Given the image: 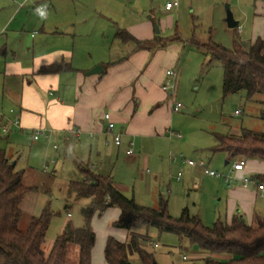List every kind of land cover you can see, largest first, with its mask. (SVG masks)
I'll list each match as a JSON object with an SVG mask.
<instances>
[{
  "label": "crops",
  "instance_id": "obj_1",
  "mask_svg": "<svg viewBox=\"0 0 264 264\" xmlns=\"http://www.w3.org/2000/svg\"><path fill=\"white\" fill-rule=\"evenodd\" d=\"M181 1L178 0V4L172 8L164 4L163 9H160L161 14L167 13L170 16L174 13L178 17ZM111 2L96 0V5L102 9L100 17H88L93 4L89 3V8L82 0H0V113L9 117L16 115L19 119V125L11 126L10 131L3 136L6 140H19L25 134L31 139L30 132L34 129L48 130V138L36 140L38 149L45 150L53 144L57 145V148L52 147L50 153L44 155L47 160L43 165L49 163L50 159H56V162L54 160L51 163L54 164L52 169L46 172H54L57 161L61 159L74 164L78 175L70 179L80 178L79 165L87 163L90 169L108 175L114 186L121 190V182L113 181L114 175L110 174L112 171L106 172L108 170L105 165L115 154H125L129 140L134 142V153L125 155L134 158L143 156L144 166L157 167L160 164L157 156L165 154L161 146L166 141L168 143V139L171 144L182 139V135L167 136V130L173 125V111H178L174 109L172 94L175 96L174 91L180 80L181 63L175 59V45L171 52L167 47H136L130 40L121 41L116 38L115 33L119 29L127 31L138 40H153L159 35L151 22L139 18L152 17V14L144 16L140 13L137 4H141V0H131L125 4L123 11L118 14L121 20L117 21L112 17ZM35 3L46 5L41 11L43 16L41 12L34 11ZM32 10L38 17L27 15ZM255 11L259 17H253L252 20L251 42L258 36H264V0L256 1ZM30 25L32 30L38 29L39 32L33 34L30 30L27 42L23 33L25 26ZM240 30L243 32V28ZM238 40L246 45L239 36ZM112 52L119 53V56L111 59L109 55ZM60 60L69 63L71 69L57 73L38 72L41 66ZM96 65H101L102 71L88 73ZM170 68L175 71L172 94L161 88L165 70ZM9 109L13 111L9 112ZM105 112L109 113L114 123L110 131L103 119ZM76 129L78 133H74ZM242 129L246 128H241L236 134H227L239 135ZM118 137L120 142L117 144ZM216 143L215 138V143L208 150ZM4 150L16 165L17 159L13 158L12 148ZM220 152L225 154L224 164L230 166V161L235 157L225 151ZM159 158L162 160L161 156ZM168 160L172 162L169 154ZM129 165L134 167L132 161ZM29 169L33 170V167L29 166ZM22 170L24 175L25 169ZM238 174L253 177L255 174H264V161L246 158L245 167ZM36 178L40 181L44 179L41 175ZM55 178L56 175H53L47 179L56 182ZM68 181L60 183L65 191ZM37 183L29 186H35V191ZM221 199L224 200L226 223L236 213L242 215L247 223L252 222L256 213L264 215L260 206L264 192L260 194L253 186L244 187L238 181L221 190ZM108 210L113 212L114 218L118 217V207H107L102 212ZM93 217L90 221L92 229ZM107 236L108 230L101 237L95 234L91 264H107L103 254ZM113 237L119 241L123 239L114 233ZM74 253L78 260V246ZM196 253L201 254L199 258L206 254L199 249Z\"/></svg>",
  "mask_w": 264,
  "mask_h": 264
},
{
  "label": "rangeland",
  "instance_id": "obj_2",
  "mask_svg": "<svg viewBox=\"0 0 264 264\" xmlns=\"http://www.w3.org/2000/svg\"><path fill=\"white\" fill-rule=\"evenodd\" d=\"M82 1L83 4H88L89 8H91L89 3L93 4L88 17L99 16L102 9L96 5V0ZM111 1L112 17L116 21L121 20L118 14L131 0ZM256 1L258 0H182L178 17L174 13L170 16L167 13L161 14L160 9H163L165 0H141V4H137L141 14L144 16L152 14V17L139 18L151 22L154 30L158 31L157 34L162 38L142 40L145 41L142 47L148 49L167 47L166 49L171 52L175 49L174 45L177 47L174 51L175 59L181 63V70L180 80L174 91L175 96L172 94V103L180 102L182 106L178 111H173V125L169 129L180 133L182 139L175 140L174 144L168 139V143L166 141L165 145L161 146L167 157L165 154H159L157 162L160 164L157 167L144 166L143 156L134 158L123 152L115 154L109 163H106L105 168L108 170L106 172L112 171L110 174L114 175L113 181L121 182L120 191L125 196L133 198L136 203L157 207L162 198L166 201V208L171 216L177 217L183 208H187L189 214L197 215L206 226L212 225L216 220H225L221 190L226 185L222 180L204 173L203 168L225 172L229 165L224 164L223 152H212L208 148L210 149L215 143V134H236L241 128L263 131L264 119L260 117V112L264 110V94L255 93L248 97L245 90L223 94L222 68L217 60L210 59V52L204 48V45L214 42L225 48H231L233 40H238L239 36L246 42L244 47L247 48L251 42L249 40H252L253 17H259L255 11ZM34 5L46 8L43 3ZM226 5L240 23L239 28H230L226 25ZM152 6L155 8H151ZM79 8L81 9L82 6ZM258 11L262 12V10ZM27 15L38 17L33 10ZM125 19L131 18L125 17ZM32 28L31 25L24 28L23 38L26 37L27 42ZM241 28L243 32L238 31ZM32 32L35 34L39 31L33 29ZM109 56L114 59L119 53L112 52ZM161 64L163 68V63ZM235 109L241 111L234 112ZM4 135L0 132V147L6 150L12 148L13 158L17 159L15 168L25 169L22 183L29 186L39 182L37 190L27 192L20 203L18 227L25 229L29 218L38 215L45 204H49L51 219L42 243V250L47 254L54 238L66 226L84 224L82 208L88 204L89 199L68 195L65 187L60 184L78 175L71 162L60 159L55 165L54 172H43L42 165L47 160V156L44 155L46 152L50 153L52 147H47L46 151L38 149V141L32 142L33 140L26 134L19 140L12 138L6 140ZM169 152L182 153L196 164L188 166L181 160L170 163ZM53 160L56 162V159ZM131 161L134 167L129 165ZM53 165H49V170ZM29 166H32L33 170H30ZM178 171L181 172V176L176 179ZM38 175L43 176L44 179L40 181L36 178ZM53 175H56V182L47 179ZM47 188L49 190L45 191ZM260 206L264 214V200H260ZM113 216V212L109 210L105 213H95L94 229H92L94 234L101 237L108 230L109 235L113 236L114 233L123 238L122 241H126L128 235L135 234L140 238L144 248L153 253L158 264H203L202 259L199 258L201 254L196 253L197 245L192 244L186 237L159 232L156 228H146L143 224H134L130 230L116 228L112 225L116 219ZM76 249L75 243L67 244L66 264H77V254L74 253ZM127 252L133 261H137V256L128 247Z\"/></svg>",
  "mask_w": 264,
  "mask_h": 264
},
{
  "label": "trees",
  "instance_id": "obj_3",
  "mask_svg": "<svg viewBox=\"0 0 264 264\" xmlns=\"http://www.w3.org/2000/svg\"><path fill=\"white\" fill-rule=\"evenodd\" d=\"M115 37L121 41L130 40L136 47L145 43L123 29H119ZM157 39L162 38L153 40ZM204 48L210 52V59L217 60L222 68L223 94L239 90H245L248 97L255 93L264 94V36L256 37L247 48L236 39L231 48L214 42ZM70 69L69 63L60 60L41 66L38 72L57 73ZM260 117L264 119V110ZM214 136L217 143L212 151L264 161V130L242 129L239 135ZM79 170L81 177L68 181L66 193L89 199L82 208L84 224L75 228L66 226L45 254L42 243L51 219L49 204L46 203L38 215L29 218L25 229L18 227L20 202L36 187L22 183L23 170L15 169V163L0 147V264H66V247L70 242L78 246L77 264H91L95 234L90 221L95 213L109 206L120 210L112 222L114 227L130 230L134 224H143L159 232L184 236L207 253L201 258L203 264H264V215L256 213L252 222L247 223L236 213L229 223L216 220L206 226L197 215L189 214L187 208H183L179 216H171L162 198L157 207L136 203L117 189L108 175L90 169L87 163L80 164ZM254 177L264 182V174H255ZM127 247L135 253L137 261L129 257ZM103 254L107 264H158L153 253L144 248L135 234L128 235L126 241L107 236Z\"/></svg>",
  "mask_w": 264,
  "mask_h": 264
},
{
  "label": "built area",
  "instance_id": "obj_4",
  "mask_svg": "<svg viewBox=\"0 0 264 264\" xmlns=\"http://www.w3.org/2000/svg\"><path fill=\"white\" fill-rule=\"evenodd\" d=\"M178 4V0H169L165 3V7L172 8L175 7ZM43 10V7L41 5L35 6L34 11L41 12ZM239 28V26H237ZM161 88L172 94L174 88H175V71L173 69H166L165 70V79L161 85ZM180 102H175L174 109L179 110L181 107ZM13 109H9V112H12ZM240 109H237L236 112H240ZM103 119L106 121V128L108 131H110L114 127L113 121L110 119V115L108 112H105L103 114ZM19 125V119L18 117L12 116H6L0 113V132L3 134H7L10 131L11 126H18ZM74 133H78V129L74 130ZM49 132L45 128H36L33 131H31V139L36 141L41 138L49 137ZM167 136L170 137H181V134L174 131V130H167ZM120 142L119 137L116 140V143L118 144ZM53 148H57L56 144L52 145ZM134 153V142L132 140H129L127 142V146L125 148V154L132 155ZM169 159L170 161H176L181 160L182 162H185L189 165L196 164L195 161L192 159L186 158L182 153H173L169 152ZM54 160L50 159L49 163H45L43 165V171H49V165L53 163ZM202 164V162H200ZM245 167V159L244 158H236L234 160L230 161V166L225 172H219L214 171L211 169L204 168V172L207 173L210 176L217 177L221 179L226 187H231L233 184L239 181V183L244 186H253L257 192L262 194L264 192V182L257 180L255 177L246 175V174H238V172H241ZM181 176V172L178 171L176 174V179H179ZM156 245V243L154 244ZM184 257V256H183Z\"/></svg>",
  "mask_w": 264,
  "mask_h": 264
},
{
  "label": "water",
  "instance_id": "obj_5",
  "mask_svg": "<svg viewBox=\"0 0 264 264\" xmlns=\"http://www.w3.org/2000/svg\"><path fill=\"white\" fill-rule=\"evenodd\" d=\"M225 8H226V16H225L226 25L230 28L237 27L238 21L234 19L232 12L230 11L227 5ZM100 71H102L101 65H96L90 71H88V73H96Z\"/></svg>",
  "mask_w": 264,
  "mask_h": 264
},
{
  "label": "clouds",
  "instance_id": "obj_6",
  "mask_svg": "<svg viewBox=\"0 0 264 264\" xmlns=\"http://www.w3.org/2000/svg\"><path fill=\"white\" fill-rule=\"evenodd\" d=\"M40 15H41V16H43V15H44V13H43V12H41V13H40Z\"/></svg>",
  "mask_w": 264,
  "mask_h": 264
}]
</instances>
